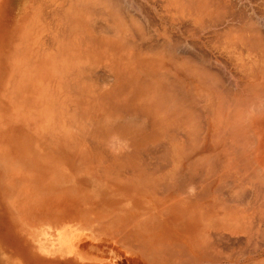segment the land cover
Here are the masks:
<instances>
[{
    "label": "rangeland",
    "instance_id": "obj_1",
    "mask_svg": "<svg viewBox=\"0 0 264 264\" xmlns=\"http://www.w3.org/2000/svg\"><path fill=\"white\" fill-rule=\"evenodd\" d=\"M83 1L0 2L4 74L40 40V56L55 64L53 89L69 97L41 110L23 153L36 157L22 166L24 205L48 208L56 249L73 262L264 264V0H109L120 1L103 10L112 21L95 14L100 0L94 13ZM86 65L87 80L117 89L104 105L84 104L74 86ZM133 69L138 86L163 87L156 112L178 109L170 127L132 110ZM64 226L87 230L68 236ZM94 228H116L118 243Z\"/></svg>",
    "mask_w": 264,
    "mask_h": 264
},
{
    "label": "bare ground",
    "instance_id": "obj_2",
    "mask_svg": "<svg viewBox=\"0 0 264 264\" xmlns=\"http://www.w3.org/2000/svg\"><path fill=\"white\" fill-rule=\"evenodd\" d=\"M1 1L2 0H0V2ZM97 2L98 1L95 2V0L94 2L92 0H84L80 5H82V7L84 6V9H86L87 12L94 13L97 11L96 7L99 6L96 4ZM117 2H119L118 5H120V1ZM99 4L100 11H97L98 13L95 12L96 15L104 14V16H107L109 19L110 17L108 16L111 14L105 15L107 11L104 12L103 10L109 8L113 11H117L115 9L118 5H114L115 3L113 4L109 0H100ZM118 13L120 14L121 12L118 11ZM131 18L132 17H130V19ZM100 20H98V22H104V20ZM109 20L112 21V19ZM131 20L134 21V19ZM91 21L90 23L94 20ZM124 22L127 23V20H124ZM135 23L136 21L133 22V25H135ZM111 25L114 26L113 22L110 24V27ZM95 27L96 24H94V28ZM111 28L110 30L114 29ZM131 28H129V30ZM109 32L108 29V33ZM112 34H114V36L118 35L115 34V31ZM34 45L35 47L31 52L25 50L23 53L25 54V59L26 56H30L27 63L21 64L20 70L15 68H12L10 71L8 70V75L4 74L7 65L1 58L0 54V109H3V112H0V140L4 138L2 145H0V264H89V260L86 259H84V261L74 259L75 262H73V260H70L63 255L61 249H56L54 239L52 238V231L51 228H49L50 225L48 222H45L51 220L52 214L49 212L48 208L43 209L40 205H37L35 210L31 213L29 208L33 209V207H28L27 204L24 205V183L29 179V176L24 173L22 166L25 162L27 164L31 163L35 165L36 157L32 154L27 161V157L24 156L23 153L31 149L37 140V135L39 134L37 122L39 121L41 110H47L48 106H52V102L53 104L55 103V99L60 100L62 103L65 100H69L68 94L65 91L59 88L53 89L55 78V64L53 58H51L49 53H45L47 58L44 59V55L40 56L39 53L41 45L45 46V43L36 40ZM46 48L47 50L50 49L48 47ZM63 68V78L67 79V73H69L67 71V66L63 65ZM89 68H91L89 65L83 66L82 70L75 74L76 76L83 75V77L79 79L78 83L73 82L74 86L78 87L79 90H81V93L85 94L87 100L83 99L84 104L87 105L88 102L96 99L99 103L104 105L106 99L109 98L107 96L109 93L107 92L110 90L116 92L117 89L114 86H97L94 83H91L87 80L88 77L85 74ZM133 71L134 69L129 72L127 77H129V82H131L133 87L140 89L138 92L140 97H138L137 101L138 106H134L132 110L141 112V108L144 113L146 110L150 111L154 117H158L157 119L159 123L164 128L170 127L172 121L180 116L179 111H177L178 109H174L172 115L169 113L167 114V112L162 114L156 112L159 109V104L158 99L154 96L157 95V90L164 91L163 87H161L160 84H157L152 89L142 83L138 86L137 82L133 81L132 74H135ZM114 78H116V76H114ZM62 81L68 86L67 80ZM15 95H17L16 101H14ZM163 114H167L166 117H164ZM184 115L187 116V113H184ZM186 116L184 117V121ZM233 120L236 121L235 118H233ZM233 120L231 119V121ZM184 125L188 129L194 130L193 128H189L185 123ZM238 128L236 129L239 130ZM244 131L246 132V130L242 128L240 132L241 135L238 136L246 138ZM207 132L208 134L206 135L211 134L209 131ZM73 222L75 221L67 220L64 224H73ZM37 224H40V226L35 228ZM88 229H90V227ZM40 230H42V235L44 237L38 235ZM83 230L86 231L87 229L83 227ZM84 231H71L66 228V226L62 229L63 234L68 236H75ZM120 231L119 233L121 234ZM93 232L99 233L95 235L98 239L103 240L106 238L109 241L114 242V244L118 243L119 239L115 236V233H117L116 228ZM182 245L186 246L184 243H182ZM206 248L210 250L209 246L201 247L194 245L193 247L194 250L199 251H206Z\"/></svg>",
    "mask_w": 264,
    "mask_h": 264
}]
</instances>
